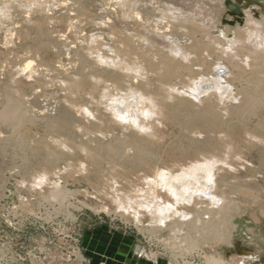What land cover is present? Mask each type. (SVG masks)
<instances>
[{"label": "rangeland", "instance_id": "374dc122", "mask_svg": "<svg viewBox=\"0 0 264 264\" xmlns=\"http://www.w3.org/2000/svg\"><path fill=\"white\" fill-rule=\"evenodd\" d=\"M30 1L0 0V264H113L115 255L129 264H210L209 258L217 260L213 264H264V105L245 113L235 108L264 91V84L260 92L254 84V69H264V53L257 50L264 41V0L139 2L153 9L147 32L177 14L189 24L202 17L205 34L199 35L207 42L243 36L224 57L210 54L209 67L223 62L231 71L237 64L243 68L222 97L216 98L217 87L191 89L213 74L201 73L194 59V70L206 76L176 77L178 98L169 109L177 113L155 109L141 117L149 138L143 159L133 130L117 121L115 110L126 104L134 115L140 100L113 76L136 86L140 76L131 63H143L144 55L165 45L145 43L142 22L126 18L115 0H89L83 14L73 10L75 0ZM177 29L175 41L191 42L183 25ZM124 34L136 46L130 58L124 56ZM99 41L102 48L92 52ZM98 54L114 61L102 64ZM95 68L104 74L96 84H67L75 73ZM9 93L20 102L15 125L8 117L15 110ZM154 95L158 108L161 94ZM205 100L216 102L215 123L198 117ZM200 186L211 187L222 206L201 196Z\"/></svg>", "mask_w": 264, "mask_h": 264}, {"label": "bare ground", "instance_id": "6f19581e", "mask_svg": "<svg viewBox=\"0 0 264 264\" xmlns=\"http://www.w3.org/2000/svg\"><path fill=\"white\" fill-rule=\"evenodd\" d=\"M26 1L31 2L30 0H26ZM34 1L32 0V2H34ZM88 1L89 0H75L76 4H78V9H74L73 8V10H78L80 13L83 14V11L85 12L87 10V9L86 10H84V9H85L86 4H87ZM108 1L110 2V0H108ZM141 1L142 0H115L114 2L116 3L117 8L120 9V11L124 14V16L126 18H134V19L139 20V21L142 22V24L140 23L139 26L140 27L142 26V28H144V30H145V31H143V34L144 35L141 36L145 43H148L150 45H156V47H158V45H163L164 44L165 45V47H164L165 49H163L161 46H159L158 48L160 50L157 53L153 54L152 57L149 56L148 54L144 55V62L143 63H134V62L131 63L132 66L134 67V69L137 70V72H138V74L140 76V81H139V83L136 86L131 82L130 79H126L125 77H123L120 74H118L119 76L117 75V76H113V77L116 78L115 80H117L116 82H118V85H121L122 87H124V89L127 92H129V94L131 93V95H132L133 98H135V99L137 98V99L140 100V104H137L136 111H135L136 113H134V115H131L130 114L129 108L127 107L126 104L119 103L116 106L115 110L117 111V115H116L117 121L120 122V123H122L125 128H127V129L130 128V129L133 130L132 133H131V137H132L133 142L135 143V146L137 147V155H138L139 158L143 159L145 157V155H146L145 145H148L149 144V138H147L146 135L144 134L145 133L144 132V129L147 128V126H146V123L145 122H141V117H145L149 113L153 112L155 109L157 110V112L162 113L164 115L170 113L171 116H174L177 113L175 110H173V109L170 110L169 109L171 107V102H172L173 97H177L178 98V95H175V93H174V86H175V83L174 82H176L174 80L176 79V77L179 76L180 74H182L183 72H188L189 73L188 75L193 76V77L196 76L198 78H204L206 76V75H201V74H199L198 72H196L194 70V66L192 65L194 59H197L199 61V66L201 67L200 70L202 71L201 73H207L208 71H212L213 74L209 75L210 76V79L209 80H206V83L205 84H203V85H200V84L199 85H196V87H194V88L191 87V89L194 90L195 93L196 92L202 93V92L208 91L211 87H217L218 89H215L214 90L216 92H219L218 94H215L216 95V98H218L220 95L222 97V93H223V91H225L224 89L227 86H231L233 88L234 82H232V80L233 81H234V79L240 80V78H242V75H241L242 74V70L241 69H243V68H242V66L240 64H237V66H234L235 67L233 69L234 71L233 70L231 71V70H229V68L226 65H224L223 62L216 63L213 67H209V60L211 58L210 54H216L217 57H221L224 54L231 53L232 51L235 50L234 44L235 45L239 44L242 41L243 36L242 35H239L236 39H230V42L229 43H226V44L225 43L222 44L221 43L222 40L221 41L219 40L220 42L217 41V42H214V43H212L211 41L210 42H207L205 39L202 40L203 38L201 37L202 36L201 34L199 35L200 32H203V34H205V31L203 30L202 27L204 26V28H205L206 25L204 24L202 17L199 18V21L194 20V22H192V24H189L187 22V19H184L186 17L181 16V18L183 17V19H181L179 17L180 15L178 16L177 14L174 15L176 18H174L173 15L170 14V17L168 18V22L166 24H161V26L158 25L159 27H156L155 30L151 29V31L148 30V32H147V26L149 24V19H150L148 15H149V13H151V14L153 13V9L151 8L150 10H152V11H147V10L144 9V7L141 8L140 6H142V5L139 3ZM174 1L181 2L183 0H174ZM36 2H37V0H36ZM67 2H68V0L66 1V4L65 3L64 4L67 5ZM114 2L112 3V5L115 4ZM164 2H166L168 5H172L171 3H173V0H165ZM69 3H71V2L69 1L68 4ZM104 3H105V0H104ZM182 4H185V3L183 2ZM61 5H63V4H61ZM65 5H63V6H65ZM72 5H73V3H72ZM72 5L71 6H67V7L70 8V7H74L75 6V5H73V6ZM105 5H108V4H105ZM70 9H72V8H70ZM70 9H69V11H70ZM138 9H140L141 12L144 11L143 14L140 11H137ZM177 10L179 12L181 11L179 9H177ZM170 11H172V10H170ZM79 12H78V14H79ZM59 13H60V11H59ZM61 13L63 14V12H61ZM181 14H183V12ZM26 15H27V13H26ZM43 17H41V18H43ZM46 19H47V16H46ZM58 19H59V17H58ZM155 25H157V24H155ZM176 25H177V27H180L181 25H183L184 31L182 30L183 29L182 28L181 30L183 32L182 31L181 32L188 37V39H186L185 41L186 42L191 41V42L186 43L183 46L182 43H179V42H177V41H175L173 39L174 37H176L175 34L178 31V29L176 30ZM200 29H202V30H200ZM179 31H180V29H179ZM148 35H150V36H148ZM172 35H174V36H172ZM130 37L131 36H129L128 34H124V35L121 36L122 41H124V43L126 45V47H125L126 48V51L124 50L125 48L124 49L122 48V50H124L123 52L125 53L124 56L126 58H130V56L132 54L129 51H132V52L133 51H136V48H135L136 46L134 47L133 42L131 41ZM180 39H182V38H180ZM184 39H185V37H184ZM162 41H164V42H162ZM101 42H103V41H101ZM95 46H94L95 48L93 49L92 52H94V51L96 52L97 49H99V48L101 49L102 48L100 41ZM224 48L227 49V50L224 51L223 50ZM88 49H90V48H88ZM182 49H184V53L183 54L180 53ZM221 50H223V51L221 52ZM257 50L259 52L262 51L264 53V41H263V44L260 47V49L258 48ZM227 51H229V52H227ZM115 53H118L117 55H119V52L116 51V52H114V54ZM97 57H99L98 60L102 64L103 63H105V64L108 63L109 64V63H112L114 61L113 58L108 59L107 58V57H109L108 55H104L103 56L102 54H98ZM115 57H117V56H115ZM155 58H158L159 60L157 61V60H155ZM30 62H32V61H29V64L27 65V67L30 66ZM180 63H185V65H186V66L184 65L183 67L180 66V68H182V70H178V68H177V65L180 64ZM64 69H62V70H64ZM95 69H97V70H95ZM95 69H93L94 71L92 70L93 72L88 73V74L83 73V71L81 73H78L77 72V74L76 73L75 74L73 73L74 76L71 75L72 77H70L68 79L66 78L67 81H68L67 84H70V85H74V84L83 85L84 84L85 85V84H88V83L91 84V83L95 82L96 79H97V77H98V75L103 73V72L99 71L98 68H95ZM263 70H260L259 67L256 68V70L254 69V73L255 74H258V77L254 81L256 91H258V88L260 87L261 84H264V71ZM150 72L153 73L151 75L152 77L149 75ZM102 75L104 76V74H102ZM102 75H99V77L100 76L102 77ZM247 80L248 79H245V80H243V82L245 81V83H246V82H248ZM93 84H96V83H93ZM254 84L252 86H254ZM183 85H185V87H187V89H189V86L186 85L185 82L183 83ZM8 86L11 87L10 85H8ZM67 86H66V88H67ZM9 87H8V89H9ZM69 87H71V86H69ZM177 87H179V86H177ZM253 88L252 89L250 88V89L253 91ZM245 89H244V91H245ZM248 90H246V92H244V93H246V95L247 94L248 95H253L252 92L251 91L248 92ZM178 91H179V88H178ZM260 91H258V92H260ZM13 92H15V91H13ZM156 93H157V95L161 94V97H160L161 103H160V106L158 108H156V106L154 105V100H153V99H156V98H154V96H155L154 94H156ZM254 93H255V91H254ZM9 94H10L9 98L12 99L13 109H15V110L10 113L11 116H10V114H8L9 116L8 115L7 116L9 118H11L10 119L12 121L11 123L15 125L20 120L19 119V116L22 115L20 113L21 112V109L20 110L18 109V107L20 105V102L18 100L19 98L16 95L15 96L18 99H16V97H14V95L12 93H9ZM215 95H213L211 97L214 98ZM258 95H260V96H258ZM258 95H256L258 97L256 99L254 98V97H256L255 95H253L254 97L252 96V98H248L249 99L248 101H247V99H245V101H247V102H245L243 104L240 103V105H239L237 103V105H239V106H237L235 108H237L238 111L241 110V111H243V113H245V112H247L249 110V108H252V107L254 108L255 105H260L261 103L264 105V91H263V89L260 92V94H258ZM259 98H262L263 101H261ZM243 99H244V96H243ZM209 100L208 101L205 100L206 103H203V104H205L204 106H203V104H200V105H202L203 108L200 107L201 109L199 111L197 110V113L199 114L198 117H201V118H203L205 120H206V118H208L207 120H210L211 119L210 122L213 121L215 123V121H218L217 118L219 117L218 116L219 110L218 111L216 110V106H217L216 105V102L214 104L211 102V101H216V99L215 100H211V101H209ZM158 101H160V100H158ZM186 101L188 102L189 100H186ZM156 102H157V100H156ZM187 102H185V101L184 102H181L180 101V103H183V104L184 103H187ZM192 103L193 102L190 100L189 101V104L192 105ZM20 107H22V106H20ZM186 107H188V105ZM25 112H27V111H25ZM237 114H240V112L237 113ZM219 115L222 116L221 113ZM195 116L197 117V115H195ZM221 118H223V116L220 117V119ZM193 120H191V122L189 124H188V121H187V125L186 126L189 127V129L191 127L190 125H192L191 123H192ZM221 121H223V120H221ZM221 121H219L218 123H220ZM198 123H199V121H198ZM196 124H197V122H196ZM198 125H200V124H198ZM115 148L118 149L117 147H112V146L111 147L109 146L107 149H108V152H111L113 154H117L118 151L117 150L115 151ZM120 154H122V153H120ZM146 156H148V155H146ZM208 178H209L210 182L212 183V181H213L212 177L209 176ZM199 191H200V195L201 196H203L204 198H208V199L212 200L211 203H213V204H216V205L219 206V204L222 202V198L221 197H217L216 195H214L212 193V191H211V187H209V186L202 187V188L200 186V190ZM149 203H151V202H149ZM219 209L224 210L223 208H219ZM225 209H226V207H225ZM156 210H158V209H156ZM159 211L164 212L162 209H159ZM216 227L217 226H213L214 230H216ZM208 262H210V264H213V263L217 262V260L215 258H213V259H210L209 258Z\"/></svg>", "mask_w": 264, "mask_h": 264}, {"label": "crops", "instance_id": "0c3cea01", "mask_svg": "<svg viewBox=\"0 0 264 264\" xmlns=\"http://www.w3.org/2000/svg\"><path fill=\"white\" fill-rule=\"evenodd\" d=\"M115 258H117V260H115L113 262V264H129L128 263L129 261L126 258H124V257L119 259L118 256L115 255ZM132 264H150V263L148 261L144 260V259H142V260L140 259V260H138V262H136V259H135V260H133Z\"/></svg>", "mask_w": 264, "mask_h": 264}]
</instances>
